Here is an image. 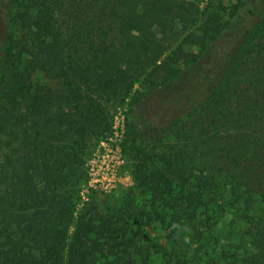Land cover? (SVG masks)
Returning a JSON list of instances; mask_svg holds the SVG:
<instances>
[{
  "label": "trees",
  "instance_id": "obj_1",
  "mask_svg": "<svg viewBox=\"0 0 264 264\" xmlns=\"http://www.w3.org/2000/svg\"><path fill=\"white\" fill-rule=\"evenodd\" d=\"M230 1L0 0V264H264V0ZM125 104L134 184L79 207Z\"/></svg>",
  "mask_w": 264,
  "mask_h": 264
},
{
  "label": "rangeland",
  "instance_id": "obj_2",
  "mask_svg": "<svg viewBox=\"0 0 264 264\" xmlns=\"http://www.w3.org/2000/svg\"><path fill=\"white\" fill-rule=\"evenodd\" d=\"M191 1L199 4L201 9H205L208 3H210L212 0ZM223 4L225 6L223 11L226 12L225 14H228L232 1L223 0ZM5 10V7L0 8L1 12ZM15 30L18 36H27L26 30L22 29L18 23L15 25ZM262 30H264V22L253 34L257 35ZM189 38L190 37L188 36L185 39L188 40ZM111 110L114 116L113 131L109 136L101 138L93 147V151L90 152L86 162V169L89 178L87 182L82 185V190L80 191L82 200L78 204L79 207H81L84 200L88 199V194L92 193L93 189L98 191L100 197H104V194L119 195L123 190L134 184L130 170V160L122 151V143L127 130L128 117H130L129 105L125 104L120 106H112ZM168 137V140L174 139V137L173 139ZM246 198L247 197H244L238 202L240 210L246 208L244 213L248 212L256 215L263 213L264 202L259 200L256 194H251V197H248L247 199ZM222 199H224V206L219 209L220 221L218 223V227H222L224 240L220 243V245H228L230 242L233 246L239 245L242 247V249L238 251L240 257L245 256L247 253L249 254L253 251V247L250 244V238L244 236L248 226L247 222H245L247 217L243 216L245 214L236 211L239 210L237 209V206H230V200L238 201L237 196L232 194V191L223 192ZM232 239L233 241H231ZM202 248L203 252L207 251L206 247L204 249L203 246H197V249Z\"/></svg>",
  "mask_w": 264,
  "mask_h": 264
}]
</instances>
